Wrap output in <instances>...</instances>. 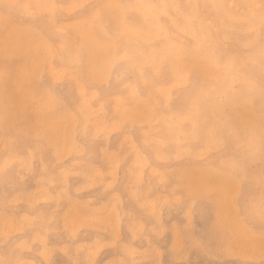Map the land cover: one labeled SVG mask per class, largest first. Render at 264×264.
I'll return each mask as SVG.
<instances>
[{
	"label": "rangeland",
	"instance_id": "obj_1",
	"mask_svg": "<svg viewBox=\"0 0 264 264\" xmlns=\"http://www.w3.org/2000/svg\"><path fill=\"white\" fill-rule=\"evenodd\" d=\"M111 1L0 0V264H264V18L220 40L239 56L164 69L126 26L147 0Z\"/></svg>",
	"mask_w": 264,
	"mask_h": 264
},
{
	"label": "bare ground",
	"instance_id": "obj_2",
	"mask_svg": "<svg viewBox=\"0 0 264 264\" xmlns=\"http://www.w3.org/2000/svg\"><path fill=\"white\" fill-rule=\"evenodd\" d=\"M124 1H122V2H124ZM187 1L190 2V4H191L190 6H195L196 9H195L194 13H190L189 15H183L179 21L176 20V18H177L176 16H175L176 17L175 19H173L174 17L171 16L172 11L169 8L168 0H147V7L145 8V6H144L143 9H140L141 7L136 8L138 10H135V7H132L131 5L128 6L127 8H124L125 10H127L128 8H134V10H132V11L133 12L136 11L135 13H137L139 15V17H141V19L138 20V22H140V25H136V26H128L124 21L122 23H124V25L126 24L127 30L129 32H132L135 35L144 34L146 36V38L149 39V37H151L153 39L154 44L156 45L155 49L163 51V53L160 56V59L162 60L164 57L167 58L166 65H164V69H169L173 64L172 59L176 58V56L178 57L179 54H182V55L183 54H189L190 57L187 56V58H189L188 61L189 62L192 61L195 65H197V67H198V65L202 68L204 66H206L203 69L210 67L209 62H211L212 63L211 66H213V65H216L219 63L221 64L222 59L226 60L229 58L228 56H231V55L239 56V54L237 52H231L229 50V48H226V47H223L222 45H220V40H223V42L228 43L227 40H229V37L232 35L236 36L235 33L241 37L240 39L242 41L240 40V43H241V45H242V43H245L244 45L246 46V48H249L250 45H252L256 42V40H254V37L257 34H259V31L252 34V30L254 28H256L255 24H253V23L260 22L264 18V0H208V2H207V0H187ZM20 2H21V0H20ZM132 2H130V3H132ZM175 2H177V1H174V3ZM201 2L204 5H207L206 8H207L208 15L210 16V18L213 19L214 21L216 20V22L217 21L219 22V29L218 30H216V31L212 30L208 26L207 22L204 21L205 20L204 17L201 16V12H203ZM114 3H115V1H114ZM119 3H121V2H119ZM139 3H141V2H139ZM171 3H172V1H171ZM108 4L110 5L109 2H108ZM253 4H257L258 6L256 8H254V10L253 9L248 10L247 5H253ZM29 5H30V3H29ZM50 10H51V8H50ZM150 14L153 15V18L151 20H148ZM198 14H200V15L198 16ZM142 18L145 21H147L148 24H143ZM192 19H193V25L194 26L190 25V24L188 25L189 21ZM229 19H241V21L244 24V27H243L244 30L241 29V30H236V31L232 32L233 29L227 28L225 26V25L233 24V22L228 21ZM121 20H124V19H121ZM202 21H203V23H202ZM174 22H175V24H178V25L177 26L173 25L172 23H174ZM183 22H186V23L183 24ZM110 27H112V26H110ZM175 27L177 29L183 28V30L188 31V33H189L188 36H189V38H191V44L188 43L184 47L180 43V42H182L181 40H179V39L177 40L176 38H174L170 35L171 31ZM257 27H258V25H257ZM102 28H104V27H102ZM102 30L104 31V29H102ZM178 31H180V30H178ZM237 31H240L241 35ZM226 32L230 35H228ZM160 33L164 34L165 40L163 39V41H161ZM67 37H68V35H67ZM9 39H10V37H9ZM201 39L203 42L205 40L208 44L211 45V47H213V44H214V48L210 53H207L205 51V47H204ZM8 41L9 40H7V42ZM235 43L238 44V40L235 41ZM134 47H135V45H134ZM137 49L139 50L142 58H150L149 52L146 49H144L141 46L140 47L138 46ZM258 50H259L258 53H260L261 55H262V53H264V42L262 45L259 46ZM134 52L136 53V51H134ZM135 53H134V55H135ZM256 57L259 58L260 62H263L260 59V56L256 55ZM27 58H29V57H27ZM24 59H26V58H24ZM252 60H253L252 57L247 58V61L250 63H252ZM222 64H224V63H222ZM186 66H188V65H186ZM250 83L253 84L258 89L259 97H260L259 102H260L262 108L264 109V79L263 78L262 79H260V78L251 79ZM120 101L122 103L124 102L123 100H120ZM157 107H158V105L156 104V108ZM146 123H148V122H146Z\"/></svg>",
	"mask_w": 264,
	"mask_h": 264
}]
</instances>
